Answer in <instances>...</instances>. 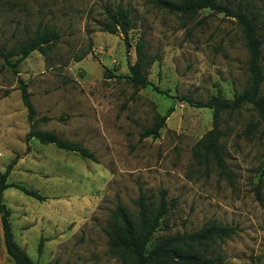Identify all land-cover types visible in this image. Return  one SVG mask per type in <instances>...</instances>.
I'll return each instance as SVG.
<instances>
[{"label":"rangeland","instance_id":"rangeland-1","mask_svg":"<svg viewBox=\"0 0 264 264\" xmlns=\"http://www.w3.org/2000/svg\"><path fill=\"white\" fill-rule=\"evenodd\" d=\"M219 1L258 11L264 33V0ZM118 4L133 20L129 47L121 31L101 30L105 9ZM45 29L59 31V40L31 51L15 73L6 59L16 60ZM140 38L152 59L148 78L167 93L128 78ZM247 59L236 18L209 8L189 18L151 0H0V169L16 160L8 181L46 196L5 189L17 243L40 264H123L105 232L114 209L121 203L136 218L141 191L151 205L165 191L169 210L155 238L215 220L237 228L217 243L222 264H264V122L250 125L259 119L251 104L222 112L231 175L206 171L192 148L212 127L213 110L181 99L233 98L248 82ZM19 77L31 92L35 128L80 143L96 160L37 138L26 142ZM171 107L159 136L141 138ZM6 253L1 226L0 264H13Z\"/></svg>","mask_w":264,"mask_h":264},{"label":"trees","instance_id":"trees-1","mask_svg":"<svg viewBox=\"0 0 264 264\" xmlns=\"http://www.w3.org/2000/svg\"><path fill=\"white\" fill-rule=\"evenodd\" d=\"M156 6L167 11L182 14L189 18L194 17L202 9L209 8L213 12H222L226 16L236 18L244 38V44L248 53L247 65L249 78L246 86L233 98L215 95L206 101L194 100L190 96L182 95L181 99L197 107H208L213 110L212 127L198 139L192 148L193 159L206 171L216 168L221 174L231 175L228 169L225 152L223 150V130L219 121L222 112L240 110L246 104H251L258 115L257 121L251 122L252 127L264 122V69L262 65L264 33L260 14L258 11L243 7L241 4L233 5L228 1L219 0H151ZM107 22L102 23L101 30L110 33L121 31L129 47V30L132 27V17L127 7L118 4L115 7L105 9ZM61 34L56 30L45 29L31 37L28 44L21 48V55L16 59L7 58L15 73H18L17 65L33 50H41L45 44L58 41ZM136 60L128 62L130 82L137 87L152 85L157 91L161 90L153 85L148 78V68L152 59L146 50L145 42L140 38L135 46ZM19 89L24 106L27 109L30 130L25 140L29 142L37 138L41 143H54L60 148L78 152L82 156L96 160L95 153L82 146L78 142L63 139L55 133L47 130L36 129V108L30 98L31 92L27 83L19 77ZM173 111L169 108L165 114H157L154 122L145 127L141 138L158 137L164 127L167 117ZM46 120L47 117H42ZM16 160L10 162L5 170L0 169V215L4 235L6 252L13 260V264H40L34 261L28 253L15 240L11 221L10 209L7 207L3 193L9 187H16L26 194L39 200H44L45 195L38 190L28 188L22 183L9 182L8 176ZM264 175V165L261 170ZM260 194V188L257 187ZM139 207L135 217L121 203H118L112 213L113 221L105 232L108 236L110 249L117 253L123 264H222L224 255L218 251L217 243L226 237L236 233L234 225L222 224L215 220L204 223L203 226L191 232L162 235L155 238V233L161 226L166 216L169 205L165 191L158 205L148 203L146 193L140 192L136 200ZM42 249V241L39 242V250ZM49 264H56L55 262Z\"/></svg>","mask_w":264,"mask_h":264},{"label":"crops","instance_id":"crops-1","mask_svg":"<svg viewBox=\"0 0 264 264\" xmlns=\"http://www.w3.org/2000/svg\"><path fill=\"white\" fill-rule=\"evenodd\" d=\"M36 139V138H35ZM1 226H2V222H1V215H0V229H1ZM3 229V228H2ZM6 249V248H5ZM8 255V258H9V254L6 253Z\"/></svg>","mask_w":264,"mask_h":264}]
</instances>
